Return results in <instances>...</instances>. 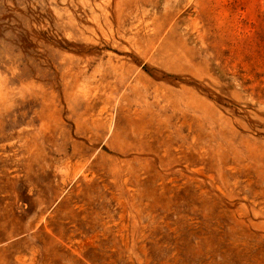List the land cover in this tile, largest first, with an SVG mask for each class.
<instances>
[{
    "label": "rangeland",
    "instance_id": "1",
    "mask_svg": "<svg viewBox=\"0 0 264 264\" xmlns=\"http://www.w3.org/2000/svg\"><path fill=\"white\" fill-rule=\"evenodd\" d=\"M0 264H264V0H0Z\"/></svg>",
    "mask_w": 264,
    "mask_h": 264
}]
</instances>
